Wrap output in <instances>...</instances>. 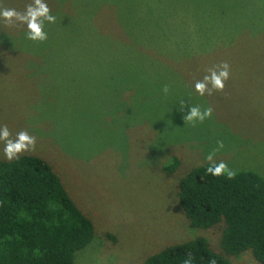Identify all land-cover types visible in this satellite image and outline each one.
<instances>
[{
  "label": "rangeland",
  "instance_id": "obj_1",
  "mask_svg": "<svg viewBox=\"0 0 264 264\" xmlns=\"http://www.w3.org/2000/svg\"><path fill=\"white\" fill-rule=\"evenodd\" d=\"M45 2L56 22L44 42L0 22V126L36 137L22 155L46 161L92 222L73 264H143L199 237L224 256V225L191 227L177 188L218 141L217 162L264 180V0ZM222 62L224 91L200 96L195 81ZM196 105L213 113L193 127L183 117ZM170 158L179 166L166 174ZM224 257L259 264L250 252Z\"/></svg>",
  "mask_w": 264,
  "mask_h": 264
},
{
  "label": "trees",
  "instance_id": "obj_2",
  "mask_svg": "<svg viewBox=\"0 0 264 264\" xmlns=\"http://www.w3.org/2000/svg\"><path fill=\"white\" fill-rule=\"evenodd\" d=\"M179 166L170 158L163 170ZM207 163L180 179L177 198L190 226L209 229L223 224L224 256L250 252L264 264V180L249 172L235 179L206 174ZM92 222L79 210L59 177L42 158L22 155L0 162V264H73L76 252L91 243ZM231 264L210 250L205 239L169 246L143 264Z\"/></svg>",
  "mask_w": 264,
  "mask_h": 264
},
{
  "label": "clouds",
  "instance_id": "obj_3",
  "mask_svg": "<svg viewBox=\"0 0 264 264\" xmlns=\"http://www.w3.org/2000/svg\"><path fill=\"white\" fill-rule=\"evenodd\" d=\"M0 22L6 27L24 26L27 31L25 33L28 40L34 42H44L48 39V34L44 30L45 22L54 24L56 17L52 14L51 9L45 0H31L23 11L16 8H8L0 6ZM230 77V65L222 62L218 66L208 69L207 74L201 80L194 83V89L200 96H211L214 92H222L225 89L226 81ZM165 94L169 89L167 86L163 88ZM185 107L184 102L182 108ZM188 114L183 117L185 123H191L193 127L196 123H203L212 117L213 109L211 107L203 110L199 105L188 106ZM0 143H3V153L7 160L11 161L19 159L26 152H32L36 149V137L31 135L26 129L18 131L15 136L5 124L0 126ZM224 147L223 141L217 142V147L213 149L206 157L207 162L206 174L226 179H235L237 172L229 168L225 161H216L215 156L218 151ZM193 256L188 253L184 260V264H192ZM209 264H216L215 260H211Z\"/></svg>",
  "mask_w": 264,
  "mask_h": 264
}]
</instances>
